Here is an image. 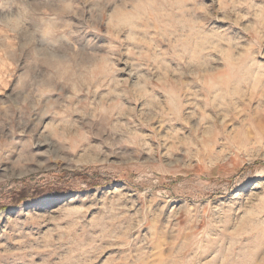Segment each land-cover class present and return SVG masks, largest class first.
Returning <instances> with one entry per match:
<instances>
[{"label": "rangeland", "instance_id": "1", "mask_svg": "<svg viewBox=\"0 0 264 264\" xmlns=\"http://www.w3.org/2000/svg\"><path fill=\"white\" fill-rule=\"evenodd\" d=\"M0 264H264V0H0Z\"/></svg>", "mask_w": 264, "mask_h": 264}, {"label": "trees", "instance_id": "2", "mask_svg": "<svg viewBox=\"0 0 264 264\" xmlns=\"http://www.w3.org/2000/svg\"><path fill=\"white\" fill-rule=\"evenodd\" d=\"M37 189L40 190V188L38 187V188H36V189H33V191L36 192ZM22 193H24V195H25L26 193L29 194L27 190H22ZM35 195H37V193H35ZM11 198H12V200H13L12 202H16V200H17V197H16V196L12 195V196L10 197V199H11ZM8 203H9V201H8Z\"/></svg>", "mask_w": 264, "mask_h": 264}, {"label": "bare ground", "instance_id": "3", "mask_svg": "<svg viewBox=\"0 0 264 264\" xmlns=\"http://www.w3.org/2000/svg\"><path fill=\"white\" fill-rule=\"evenodd\" d=\"M244 67V66H243ZM241 68H242V65H241ZM243 70V69H242ZM241 71V70H240ZM240 73H242V72H240ZM244 74H246V73H244ZM244 78V77H243ZM242 79V78H241ZM245 79V78H244ZM255 82V81H254ZM240 84V83H239ZM218 87V86H217ZM225 87H226V85H225ZM224 88V87H223ZM235 88V87H234ZM225 89V88H224ZM233 89V88H232ZM170 95H172V94H170ZM172 100V99H171ZM176 107V106H175ZM176 110H177V108H176Z\"/></svg>", "mask_w": 264, "mask_h": 264}]
</instances>
